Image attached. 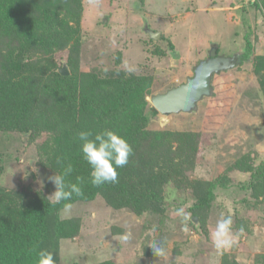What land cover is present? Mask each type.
Segmentation results:
<instances>
[{
	"label": "trees",
	"instance_id": "1",
	"mask_svg": "<svg viewBox=\"0 0 264 264\" xmlns=\"http://www.w3.org/2000/svg\"><path fill=\"white\" fill-rule=\"evenodd\" d=\"M228 3L237 5L244 15L240 26L245 27V42L239 44L238 63L250 61L251 76L264 97V53H256L258 38L253 34L255 27L250 18L247 19L253 10L264 15V0ZM83 12L82 0H0V134L18 133L27 145H35V164L44 175L60 174L63 165L71 163L73 172L66 181L77 183V177L83 178L79 184L82 195L53 206L48 196L55 186L45 177L42 187L8 188L2 182L8 156L0 147V264H36L41 249L52 253L55 264L59 263L63 239L72 240L82 228V216H63L64 203L88 204L101 197L114 210L146 215V223L150 225L144 227V241L148 245H143V250L151 256L155 255L149 244L157 242L164 248L168 245L165 229L171 219L166 190L169 187L192 196L184 209L191 217L187 224L201 230L206 228L216 190L228 187L231 181L228 172L249 174L241 185L248 193L241 208L249 211L264 205V160L256 164L252 151L239 156L223 176L193 177L203 130L150 128L151 120L161 114L148 99L155 74L123 68L120 50L109 67L83 68ZM64 63L69 74L60 73ZM224 71L228 68L218 74ZM214 77L215 73L209 97L218 95L222 99L210 105L207 118L224 116L223 96L215 90ZM105 128L126 137L133 152L129 163L117 170L118 183L97 188L89 182L90 166L80 152L77 133L81 130L95 133ZM183 203L184 200L175 207L179 209ZM252 224L249 217L238 213L232 229L250 233ZM113 230L120 241L122 230L117 226ZM94 264L114 262L104 260ZM221 264L241 262L226 251L221 255Z\"/></svg>",
	"mask_w": 264,
	"mask_h": 264
},
{
	"label": "rangeland",
	"instance_id": "2",
	"mask_svg": "<svg viewBox=\"0 0 264 264\" xmlns=\"http://www.w3.org/2000/svg\"><path fill=\"white\" fill-rule=\"evenodd\" d=\"M229 1L82 0V66L109 67L116 51H122L123 68L156 75L152 94L148 97L152 104L153 95L164 93L194 75V67L209 57L212 43L219 46L220 55L239 52V44L245 42V27L240 26L244 15L237 5L230 6ZM249 18L255 27L253 34L258 38L256 53H264V15L260 10H253L247 15ZM146 27L160 32V37L150 39ZM251 69L247 61L228 68L221 75L215 73L214 87L223 96L224 116L207 118L210 105L222 99L217 95L206 96L192 112L159 114L151 120L150 128L153 129L203 130L199 163L193 177L223 176L229 165L249 151L256 164L264 160V132H261L264 129V97L251 76ZM1 135L0 147L8 156L2 182L8 188L44 186L50 174L44 175L37 168L36 146L27 145L18 133ZM228 174L231 181L228 187L216 190L203 230L187 224L185 231L176 214L175 206L184 200L181 207L186 209L192 196L183 190L166 189L171 219L165 229L168 245L162 258L144 253L143 245H148L144 241V227L150 225L146 223V215L140 217L129 210H114L101 197L88 204L72 205L63 211V216H82V228L72 240L63 239L62 258L57 264H94L104 260L114 264H221V255L226 251L236 256L241 264L264 263V205L249 211L241 208L245 205L242 199L248 194L241 185L248 180L249 174L240 171ZM225 201L230 204V212ZM238 213L253 222L250 233L245 229H232L236 244L218 251L210 239V230L215 229L222 214L231 215L234 224ZM115 226L122 230L120 241L113 232ZM129 233V238L124 239Z\"/></svg>",
	"mask_w": 264,
	"mask_h": 264
},
{
	"label": "clouds",
	"instance_id": "3",
	"mask_svg": "<svg viewBox=\"0 0 264 264\" xmlns=\"http://www.w3.org/2000/svg\"><path fill=\"white\" fill-rule=\"evenodd\" d=\"M218 53H220L219 48ZM239 57L240 55L238 61ZM261 132H264V129H261ZM77 140L80 143V152L83 159L90 166L89 182L91 185L98 188L105 184L118 183L117 170L129 163V158L133 152L132 145L127 138L114 130L105 128L95 133L92 130H81L77 133ZM72 172V164L67 163L63 165L62 173L47 177L48 182L55 186V191L48 196L49 203L53 206L61 202L71 201L74 195L80 196L83 194L79 186L80 182L83 181L82 177H77V183L66 181V177ZM224 205L230 212V204L225 201ZM64 208L66 210L70 209L71 203H64ZM176 214L180 217L184 230L187 231V222L191 219L190 215L182 207L176 210ZM232 224L231 215L222 214L216 222L215 229L210 230V239L218 251L230 249L236 244ZM129 236L130 233L124 239H128ZM149 246L153 249L155 256L164 257L165 248L160 243L153 242ZM36 264H55L53 254L46 249H41L38 252Z\"/></svg>",
	"mask_w": 264,
	"mask_h": 264
},
{
	"label": "water",
	"instance_id": "4",
	"mask_svg": "<svg viewBox=\"0 0 264 264\" xmlns=\"http://www.w3.org/2000/svg\"><path fill=\"white\" fill-rule=\"evenodd\" d=\"M146 28L151 38L157 39L160 37V32H155L148 27ZM217 47V45L211 47L209 57L201 60L194 67V75L188 77L186 82L151 97L152 104L161 114L171 115L173 113L196 110L199 102L206 96H211L213 92L211 85L212 75L238 64L239 52L232 56L218 55ZM60 73L63 75L70 73L67 64H64L60 68Z\"/></svg>",
	"mask_w": 264,
	"mask_h": 264
},
{
	"label": "flooded vegetation",
	"instance_id": "5",
	"mask_svg": "<svg viewBox=\"0 0 264 264\" xmlns=\"http://www.w3.org/2000/svg\"><path fill=\"white\" fill-rule=\"evenodd\" d=\"M213 45H216V44H213V43H212L211 47H212ZM217 46H218V45H217ZM217 48H219V46H218ZM210 50H211V49H210ZM217 52H218V50H217ZM208 54H209V53H208ZM218 54H220V53H218Z\"/></svg>",
	"mask_w": 264,
	"mask_h": 264
},
{
	"label": "crops",
	"instance_id": "6",
	"mask_svg": "<svg viewBox=\"0 0 264 264\" xmlns=\"http://www.w3.org/2000/svg\"><path fill=\"white\" fill-rule=\"evenodd\" d=\"M237 7V6H236Z\"/></svg>",
	"mask_w": 264,
	"mask_h": 264
}]
</instances>
